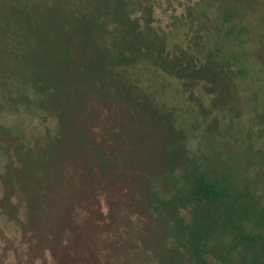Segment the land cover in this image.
I'll return each mask as SVG.
<instances>
[{
    "label": "rangeland",
    "instance_id": "1",
    "mask_svg": "<svg viewBox=\"0 0 264 264\" xmlns=\"http://www.w3.org/2000/svg\"><path fill=\"white\" fill-rule=\"evenodd\" d=\"M145 2L130 15L155 34L147 47L160 58L112 76L139 77L132 85L159 116L148 107L142 123L133 111L131 145L108 149L106 177L86 147L102 142V125L74 130L80 120L30 99L1 114L0 100V264H169L145 198L183 188L190 170L165 175L180 171V148L199 171L247 189L257 211L241 228L264 242V0ZM79 99L78 111L92 104Z\"/></svg>",
    "mask_w": 264,
    "mask_h": 264
},
{
    "label": "trees",
    "instance_id": "2",
    "mask_svg": "<svg viewBox=\"0 0 264 264\" xmlns=\"http://www.w3.org/2000/svg\"><path fill=\"white\" fill-rule=\"evenodd\" d=\"M147 5L145 0H0L1 114L23 110L21 100L30 99L28 106H53L55 117L61 107L66 114L63 120L70 116V123L80 120L81 124L72 126L74 130L102 125L107 129L102 142L96 144L88 131L84 138L93 141L86 145L91 161L97 160L105 169L116 159L115 154L108 157L111 146L131 145L127 128L135 122L133 111L144 123L150 106L142 87L131 83L139 77L112 76V71H133L144 58L150 57L153 63L160 58L150 53L155 45L147 47L155 34L130 15ZM79 98L92 104L78 111ZM146 112L154 115L155 109L149 107ZM176 152L183 155L180 171L167 170L165 175L173 180L182 170H190L183 188L166 198L150 190L152 200L145 198L147 208L162 220L161 233L170 243L165 248L169 264H209L208 256L220 264H264L262 238L241 228L257 211L247 189L232 185L222 173L212 176L199 171L183 149ZM167 187H163L165 194ZM179 209L187 211L186 219ZM252 248L255 251L249 252Z\"/></svg>",
    "mask_w": 264,
    "mask_h": 264
}]
</instances>
